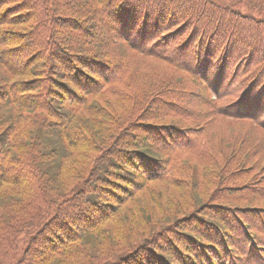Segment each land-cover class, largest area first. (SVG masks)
I'll use <instances>...</instances> for the list:
<instances>
[{
	"label": "trees",
	"instance_id": "16d2710c",
	"mask_svg": "<svg viewBox=\"0 0 264 264\" xmlns=\"http://www.w3.org/2000/svg\"><path fill=\"white\" fill-rule=\"evenodd\" d=\"M219 120L250 126L220 143L255 141L241 168L263 162L264 0H0V264H264V173L125 249L106 227Z\"/></svg>",
	"mask_w": 264,
	"mask_h": 264
},
{
	"label": "rangeland",
	"instance_id": "374dc122",
	"mask_svg": "<svg viewBox=\"0 0 264 264\" xmlns=\"http://www.w3.org/2000/svg\"><path fill=\"white\" fill-rule=\"evenodd\" d=\"M134 61L133 58L130 64L134 65L136 63ZM154 66L155 64L153 65L152 62H145L142 65H137L136 68L123 65L126 70L123 74L124 79L121 85L129 82L133 77L137 78L135 82L142 81V79L138 77L143 76L136 72V70L139 69L143 72L149 71L154 69ZM142 84L146 90L144 92H147L146 85L144 83ZM116 87L118 88L119 86ZM144 92L129 98L130 102L128 100L124 102L127 106L124 105L126 108H124L122 112H126L125 114L132 113L133 117L131 119L135 120V118L140 117L139 115L145 111L147 104L151 102V96L147 94L148 96L140 102V105H134V101H137V97L142 98ZM115 93L117 94V90ZM107 97L114 100L113 97L115 96L109 94ZM158 99L159 98L155 100L158 101ZM128 103H130V106H128ZM124 106H121L120 110ZM152 107L154 109L156 107L155 104H152ZM147 117L149 118L148 121L154 122L153 127L155 128L162 127L161 124L177 122L178 120L185 123L184 126L190 125V123L186 122L184 119L172 118L165 112L160 115L155 111ZM233 126L237 127V131L233 130ZM241 127H243L244 130L241 129ZM248 127L250 126L246 123L231 125L227 120H219L217 124L213 123L208 129L209 135L204 141L206 142L204 147L205 150L202 147L197 151V154H188L185 158L178 161L176 167L173 168L172 171H169V175L165 179L152 181L148 183L146 187L135 191L130 198L124 199L118 214L112 218L111 221L106 223V227H112V230H116L115 227L119 220V222L123 223V226L126 225V233L123 232V235L116 239L117 248L125 249L128 242L136 243L153 230L159 229L167 223L171 224L176 218L187 214L194 209L193 207L206 201L216 188L220 190L222 186L232 185L227 187V189H225L226 187L224 188L228 193V190H238L234 188L233 185H242L253 178L260 177L264 173V168L261 169L258 164L262 162L259 157H257L256 160L255 158L249 160L248 164L254 163V167L248 170L241 168L242 162L245 160L247 154L252 152V150L249 152L253 147L251 142L255 141L248 140L242 143V138L238 137L235 143L237 145L221 146L220 144L222 137L229 135L231 132L246 136L248 134ZM225 132L226 134H224ZM239 145L242 146V151L240 152L238 149ZM245 145H248L247 149H243ZM220 146L222 149L221 153L217 151ZM233 150L238 152L234 155L235 157L233 160L229 158L225 161H221V156L223 154L228 151L233 154ZM205 173L206 175H204ZM213 199L214 197L211 198V200ZM217 203L233 208L235 206H243L247 204V201L228 200L222 197ZM227 203H230V205H227ZM117 235L116 233L115 237ZM151 248H153L152 245Z\"/></svg>",
	"mask_w": 264,
	"mask_h": 264
}]
</instances>
